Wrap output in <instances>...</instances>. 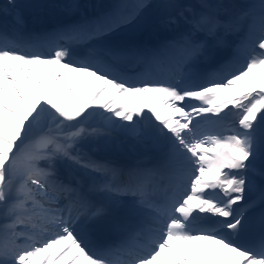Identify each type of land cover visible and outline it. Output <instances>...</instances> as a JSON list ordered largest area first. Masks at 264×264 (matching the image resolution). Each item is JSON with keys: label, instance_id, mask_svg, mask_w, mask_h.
I'll return each mask as SVG.
<instances>
[{"label": "snow or ice", "instance_id": "snow-or-ice-1", "mask_svg": "<svg viewBox=\"0 0 264 264\" xmlns=\"http://www.w3.org/2000/svg\"><path fill=\"white\" fill-rule=\"evenodd\" d=\"M148 7L118 0L40 40L0 30V264H264V0H164L176 34L130 74L140 54L107 40ZM118 136L156 162L87 150Z\"/></svg>", "mask_w": 264, "mask_h": 264}, {"label": "bare ground", "instance_id": "bare-ground-1", "mask_svg": "<svg viewBox=\"0 0 264 264\" xmlns=\"http://www.w3.org/2000/svg\"><path fill=\"white\" fill-rule=\"evenodd\" d=\"M101 0H93L91 3H88L87 7H73L72 12L70 13V21H75L76 17L80 15V12L88 10L90 7H97ZM58 0H15V3L19 5V11L22 13L23 22L17 23L15 20V12L16 9L9 8V16H6V23L10 27L11 32H18L21 36L25 35V32L21 29L26 23L31 22L32 24L43 23L45 19L53 17L55 14L65 13L66 11H62L57 5ZM79 0H70L69 2H64L62 6L68 5H78ZM8 5V3H7ZM167 12H165V15ZM65 16L61 17L64 18ZM160 16H149L144 12L136 19L137 22H131L127 24V26L122 30L125 33H128L130 37H134L139 35L144 27L150 26L155 27L163 18L158 19ZM60 18V19H61ZM81 19H77L79 21ZM69 21H65V24ZM161 24H158L159 27ZM113 38H116L117 34H112ZM95 123V122H94ZM125 137L118 136L112 143L104 144L103 141L98 142L94 145V150L99 152L101 151L107 158L108 162H115L121 159H128L131 157V150L129 149V144L126 141H123ZM157 154L151 157H148V161H156ZM135 161H137L135 159ZM62 174H66L64 172L63 167L61 168Z\"/></svg>", "mask_w": 264, "mask_h": 264}]
</instances>
